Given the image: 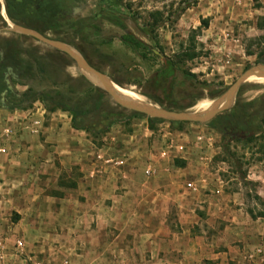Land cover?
Segmentation results:
<instances>
[{"label": "crops", "instance_id": "1", "mask_svg": "<svg viewBox=\"0 0 264 264\" xmlns=\"http://www.w3.org/2000/svg\"><path fill=\"white\" fill-rule=\"evenodd\" d=\"M0 113L6 120L0 128L9 130L0 139V193L16 213V225L38 223L33 217H39L44 201L60 203L57 213L49 210V224L65 230L50 235L66 244L67 252L50 256L52 264H250L244 254L256 247L264 256V217L251 214L242 192L230 189L217 172L196 165L206 167L215 160L211 155L219 146L214 136L196 130L192 139L202 151L193 160L194 169L170 170L168 162L179 153L162 155L160 148L150 154L153 172L146 176L147 147L139 152L128 135L124 142L122 135L105 132L99 139L109 140L89 142L88 152L85 132L70 126L66 112H46L37 103ZM114 138L125 143L123 153H113ZM171 144L176 151L186 149L178 140ZM110 158L123 164L114 166ZM253 175L245 178L259 186ZM25 193L31 194L30 201L19 202L17 194ZM256 193L260 196L261 188ZM74 241L81 252H71ZM9 253L3 264H51L27 248Z\"/></svg>", "mask_w": 264, "mask_h": 264}, {"label": "rangeland", "instance_id": "2", "mask_svg": "<svg viewBox=\"0 0 264 264\" xmlns=\"http://www.w3.org/2000/svg\"><path fill=\"white\" fill-rule=\"evenodd\" d=\"M107 1L110 2L106 6L109 12L115 13L123 26L117 27L104 19L99 20L100 36H98L101 41L97 43L98 49L112 56L111 61L115 65L114 69L115 71L119 70L118 76L127 80L119 87L138 94L137 96L144 103L155 104L147 96L151 95L159 98L164 105L169 101H174L177 106H185L192 101L191 96L196 94L199 97L186 110L202 111L212 104L221 103L222 95L214 99L208 98L205 89L201 90L196 85L183 80L180 70L193 73L197 81L212 83L215 86H225L224 91H226L242 71L260 63L264 64V0ZM85 5L83 16H92L98 13L96 18L100 19L101 12L98 10L97 0H87ZM124 34L133 35L141 40L149 51L155 50L157 54L128 48L121 40ZM39 46L44 48L42 44ZM86 55L90 62H95V56L90 53ZM167 60L177 69H175L172 79L168 78L167 82L156 85L153 79L155 70ZM61 71L64 73L63 75H76L80 72L76 66L70 63L63 66ZM250 77L245 80L244 86L238 94L242 100H250L264 93V79L254 80ZM37 103L41 105L39 101H35L29 107H33ZM176 105L172 108L173 110H179ZM2 117L0 113V124L2 121L6 124L5 118ZM252 122L256 132L247 137L241 134L232 136L225 134L223 136L214 129L205 126V123L182 122L179 126H173L163 120L149 125L145 117H131L123 122L115 123L107 132L111 131L114 135H122L121 138L124 137V142L126 141L125 135H128L130 137L127 139L130 141L129 144L138 146V151L141 153L147 147L143 160L145 162L152 160L151 156L154 152L171 144V140L180 141L186 147L182 152L176 151V146L173 147L172 144L170 149L166 150L170 156L179 153L168 162L167 166L170 170L182 167L194 169L192 164L195 162L193 160L196 154L202 151L194 145V139H192L196 130L202 131L206 136L208 134L214 136L215 144L219 146L218 152L211 155L215 156V160L207 164L206 167L196 165L205 171L217 172L220 178L227 182L230 189H239L246 198V208L251 214L256 215L261 211L264 214L262 205L264 204V185L256 179L259 184L257 186L245 177L252 173L261 175V177L263 175L264 123H260L263 128L257 131L256 128L259 125L257 118H252ZM84 135L87 139L85 148H88V152H91L92 149L91 145L89 147V142L102 144L109 140L102 139V141L99 138L92 140L86 133ZM114 140L116 142L112 141L111 143L113 153H123L125 150L123 149L125 145L123 140L119 138H114ZM142 144H144L143 147ZM147 149L151 152L148 153ZM89 154L86 155L87 158L91 156ZM150 154L152 155L150 156ZM208 154H211L210 151ZM104 155L108 154L104 153ZM1 156L0 158H2ZM35 180L44 181V178L36 177ZM259 188H261L260 196L256 193ZM5 195L0 193V231L5 233L9 239L16 233L23 239V249L27 248L33 251V254L36 253L43 260H49L51 264L54 261L50 256L63 257L65 254L59 252H67L64 251L67 250V245L54 240L50 234L59 228L63 230L65 228L63 225L49 224V210L56 209L57 213L60 203L49 205L48 201H44L39 210V217H33L38 219V223L32 225L22 222L16 225L17 215L10 206H7L8 202L3 198ZM30 196V193L17 194L21 203H28ZM58 197H62V193ZM28 210L30 211V209ZM13 232L15 233L12 234ZM48 234L49 238H45L44 236ZM74 244L76 246L74 245L71 252L83 250L77 247L76 241ZM49 252L56 254H49ZM57 260L59 261L61 258ZM88 263L93 264L91 261ZM252 263L264 264V256L250 262V264Z\"/></svg>", "mask_w": 264, "mask_h": 264}, {"label": "trees", "instance_id": "3", "mask_svg": "<svg viewBox=\"0 0 264 264\" xmlns=\"http://www.w3.org/2000/svg\"><path fill=\"white\" fill-rule=\"evenodd\" d=\"M97 3L98 10L101 12L100 19L92 15L85 20L70 21L69 36L63 41L77 49L89 64L105 74L114 84L122 86L127 80L118 76L117 72L119 70L115 71V65L111 61L112 56L101 52L97 43L101 41V38H99V20L104 19L109 24L117 27L123 25L119 17L115 13L109 12L106 7L110 4L109 1L97 0ZM53 23L56 25L55 18ZM121 40L130 49H139L142 52L152 54L141 40L131 34H124ZM102 41L104 42V40ZM88 53L95 56L94 63L87 59L86 54ZM63 66L64 62L58 61V58L50 59L46 56H39L34 79L21 92L19 97L15 98L16 104L10 106L9 110L25 109L31 103L39 101L46 112L55 110L66 112L69 116L70 126L73 129L83 130L92 140L98 139L113 124L123 122L131 117H145L149 125L163 121L121 108L107 93L88 81L80 72L76 75H63L64 73L61 71ZM175 69L177 68L167 60L155 70L154 83L158 85L167 82L168 78L172 79ZM179 72L183 80L196 85L201 90L205 89L206 95L210 99L219 97L225 89V86L222 85L215 86L212 83L197 81L194 74L189 71L180 70ZM243 86L244 84H241L238 88L231 107L215 115L204 124L205 126L221 134L228 131L233 135L241 134L247 137L256 132L252 118H257L259 122L258 128H256L257 131L263 128L261 124L264 123V93L250 100H242L238 97V94ZM147 96L153 103L166 109H172L176 105L174 101H169L164 105L159 98L151 95ZM198 97L199 95L193 94L190 103L185 106H176L179 110H184L192 106ZM167 122L173 126H179L182 123ZM256 199L259 198L256 197ZM262 205L264 206V204ZM256 215L264 217L262 211ZM262 238L264 239V230Z\"/></svg>", "mask_w": 264, "mask_h": 264}, {"label": "flooded vegetation", "instance_id": "4", "mask_svg": "<svg viewBox=\"0 0 264 264\" xmlns=\"http://www.w3.org/2000/svg\"><path fill=\"white\" fill-rule=\"evenodd\" d=\"M85 2L87 0H0V111H12L9 108L16 104L15 98L34 79L39 56L58 58L64 66L73 64L60 49L20 30L59 41L81 55L63 40L69 36L70 21L89 17L82 14ZM225 134L233 135L228 131L222 133L223 136Z\"/></svg>", "mask_w": 264, "mask_h": 264}, {"label": "water", "instance_id": "5", "mask_svg": "<svg viewBox=\"0 0 264 264\" xmlns=\"http://www.w3.org/2000/svg\"><path fill=\"white\" fill-rule=\"evenodd\" d=\"M22 32H26L34 35L41 41L47 43L50 46H53L57 49H60L64 53H66L71 62L78 68L80 73L92 84L100 87L108 96L121 108L126 109L128 111L137 112L142 116H146L149 118L161 119L164 121H176V122H192V123H206L211 120L218 113L228 109L233 104L235 99L236 92L241 84L245 82V80L250 76H255L257 78L264 79V64L260 63L255 66L249 67L242 71L241 74L227 87L226 91H224L221 98L223 101L219 104H212L209 108L202 111H190V110H173L166 109L164 107L157 106L151 103H143L140 104L135 102L129 98H126L120 95L114 88V83L109 80V78L103 74L101 71L94 68L91 64H89L78 52L73 50L71 47L63 44L59 41H55L52 39L44 38L43 36L36 34L34 32L22 29ZM154 54H157L155 50H152ZM89 75L94 82L89 80L86 75Z\"/></svg>", "mask_w": 264, "mask_h": 264}, {"label": "built area", "instance_id": "6", "mask_svg": "<svg viewBox=\"0 0 264 264\" xmlns=\"http://www.w3.org/2000/svg\"><path fill=\"white\" fill-rule=\"evenodd\" d=\"M8 133H9V130H7V128H0V139L2 138L3 135H6ZM170 147H171V144L164 147V151H161L162 155L164 153H166V150H169ZM108 161H110L114 166L120 167L123 164V161L119 158H116V159L110 158ZM152 172H153L152 164H151L150 160H148L146 162V165L144 166L143 174L148 176ZM262 173H263L262 177H261V175H253V176H254L255 180L258 179V181L264 185V167L262 169ZM23 248H24V243L19 237L15 236V237H12L11 239H9V237L5 233L0 231V264H3V259H4L5 255L7 254V252H10L9 254H11V253L12 254H19V253L23 252ZM262 254H263V252H262L261 248L256 247L253 249V251L246 252L244 254V259L246 260L247 263H250L252 261H256V260L261 259ZM32 264H40V262L34 261V262H32ZM60 264H69V263L67 260H62Z\"/></svg>", "mask_w": 264, "mask_h": 264}, {"label": "bare ground", "instance_id": "7", "mask_svg": "<svg viewBox=\"0 0 264 264\" xmlns=\"http://www.w3.org/2000/svg\"><path fill=\"white\" fill-rule=\"evenodd\" d=\"M13 26V25H12ZM16 28V27H15ZM19 29V28H18ZM74 50V49H73ZM86 75V74H85ZM86 77L91 80L92 82H94V80L89 76V75H86ZM251 79H254V80H263L262 78H257L255 76H251L250 77ZM114 88L115 90L122 96L126 97V98H129L135 102H138L140 104H143L144 102L141 101V98L139 96H137L136 94H134L133 92L129 91V90H122L119 88V86L117 85H114ZM143 100V99H142ZM206 107V106H205ZM210 107V106H209Z\"/></svg>", "mask_w": 264, "mask_h": 264}]
</instances>
